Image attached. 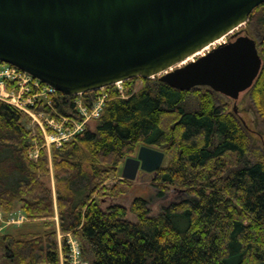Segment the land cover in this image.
Wrapping results in <instances>:
<instances>
[{
	"label": "trees",
	"instance_id": "1",
	"mask_svg": "<svg viewBox=\"0 0 264 264\" xmlns=\"http://www.w3.org/2000/svg\"><path fill=\"white\" fill-rule=\"evenodd\" d=\"M253 22L261 30L262 66L249 90L264 122V3L246 24ZM134 79L122 83L124 97L105 89L110 98L93 130L87 125L48 153L38 149L35 160L22 113L0 102V212L18 209L26 218L0 233L3 264H60L61 257L69 264L68 235L85 264H264V155L248 160L243 125L206 87L179 91L144 79L145 88L134 93ZM68 98L59 92L53 98L61 114L60 99ZM141 146L164 153L151 181L157 197L184 198L156 215L141 198L129 209L112 201L103 208L129 188L126 179L105 183ZM50 165L55 193L45 184Z\"/></svg>",
	"mask_w": 264,
	"mask_h": 264
},
{
	"label": "water",
	"instance_id": "2",
	"mask_svg": "<svg viewBox=\"0 0 264 264\" xmlns=\"http://www.w3.org/2000/svg\"><path fill=\"white\" fill-rule=\"evenodd\" d=\"M264 0H0V61L65 96L137 77L173 89L206 87L236 102L257 78V43L236 31L205 56L168 71L242 27ZM167 72V73H166ZM163 73V74H162ZM234 113L236 106L234 103ZM164 153L146 146L121 177L154 174Z\"/></svg>",
	"mask_w": 264,
	"mask_h": 264
},
{
	"label": "rangeland",
	"instance_id": "3",
	"mask_svg": "<svg viewBox=\"0 0 264 264\" xmlns=\"http://www.w3.org/2000/svg\"><path fill=\"white\" fill-rule=\"evenodd\" d=\"M237 31H239L238 36H248L252 39H254L257 43V41L260 38V34L259 32L260 30V26L258 24H256L255 22H253L250 26H248L246 23L239 28ZM236 31H234L233 33H235ZM229 36L223 38L222 42H231L235 40L234 38H228ZM218 44H216L213 47H216ZM212 46L209 48V50H211L213 48ZM205 54V53H204ZM180 65H178L177 67H179ZM159 76H157L156 78L153 79H158ZM145 82L144 79H139L136 78L132 81L130 88L132 90V92H138L141 91L142 89L145 88ZM124 84H121L119 88V90L117 89V87L113 86L111 87L112 89L110 90L111 92L113 91H117L119 93V95H121V97L125 96V91L123 89ZM109 88V87H108ZM201 88V87H198ZM211 93H213L215 99L217 102L223 103L228 105V109L229 112L235 116V118L243 125V127L245 128V130L247 131L248 135H249V152H248V160H250L251 162L256 161L257 158H259V156L262 154L264 155V122L262 120V118L259 116V114L257 113V110L253 104V100L251 98L250 95V90H247L243 93H241L239 95V98L236 102L232 101L231 99L220 95L218 93H215L213 91H211L209 88H207ZM108 94V99L109 97V92H107V90H103ZM102 93L100 92H96L95 94L91 95V96H82V104L83 105H91L92 104V100H96L97 97L102 96ZM53 99V98H52ZM50 97L47 99L48 100H52ZM78 98H71V99H67V101L65 102V100L60 99L61 103V109L64 110V114H61V112H59V110L57 108H54V101H51V106L49 107L44 100L41 101L38 104H35L34 110L36 111H44L46 113H51L52 115L56 116L57 118H59L60 116H69V117H74L78 115L76 114L75 111V107H74V101H76ZM92 101V102H91ZM190 101V100H189ZM1 102V101H0ZM65 102V103H64ZM3 103V102H2ZM97 101L94 103L96 104ZM108 103V100L105 102ZM234 103L236 106V112L234 113L233 108H234ZM6 104V103H5ZM105 107V106H104ZM103 107V109H104ZM22 124L25 127V129H27L29 131V139H30V144L32 145L33 149L30 152V158L35 160L38 154V149L44 148L46 149V152L48 153L52 147H55L53 145H51L50 147L46 148L44 146V142L43 144L39 143V136L43 137L39 127L36 124H33V120L29 115H26L24 113H22ZM95 121L96 120H90L88 123H86V126L88 125L90 127L91 130L94 129L95 127ZM85 126V127H86ZM48 149V150H47ZM137 154V150L135 151V153L131 156V157H135ZM49 161L50 157H49ZM82 167H84V169L88 170V164L85 162V160H82ZM165 165V161H163V165ZM123 163L120 165L118 173L116 174V178L115 179L113 176L109 177V180L105 183L106 186H111V184H113L114 182L118 181V180H124L121 177V169H122ZM50 177L47 178L45 180V184L46 186L52 190L53 193H55V190L57 189V185L55 184V181L53 179L52 176V166L50 165ZM152 176L153 174L150 173H145L142 171H139L137 174V178L133 181H129V188L126 190V192L124 194H121L119 196H117L116 198H113V200H109L107 199L106 201H103L101 203V205L103 206V208L107 207L111 201L113 203H116L118 205H121L123 207H126L127 209H129L132 201L136 198H141L143 200L148 201V207L150 209V214L151 215H156L162 207L167 206L168 204L172 203V202H180L183 198L184 195H173L172 193L165 195L164 197L158 198L157 197V191L151 186V181H152ZM87 183L86 180L83 181H79L77 182L75 185H73L70 189L69 192H71L72 194H74V190L78 189L79 187H82L83 185L85 186ZM61 188V186H60ZM85 192V191H84ZM20 211V210H18ZM15 214V213H14ZM0 233H2L4 230H8V232H13L14 230H16L17 226H5V223H3V221H5V219L7 218L6 216H4L1 212H0ZM127 218L129 220H134V216L129 213ZM56 221V220H55ZM22 225V224H21ZM23 226H21L20 228L22 229ZM20 230V229H19ZM60 239V236H59ZM68 239L69 242H76V240L72 239L71 236L68 235ZM79 247V244H78ZM80 250V247H79ZM69 264H71L72 262L69 260L68 261ZM3 257H2V252L0 250V264H3ZM63 264V260L61 257V263ZM85 264V263H84Z\"/></svg>",
	"mask_w": 264,
	"mask_h": 264
},
{
	"label": "built area",
	"instance_id": "4",
	"mask_svg": "<svg viewBox=\"0 0 264 264\" xmlns=\"http://www.w3.org/2000/svg\"><path fill=\"white\" fill-rule=\"evenodd\" d=\"M114 86H121V83H115ZM96 100H92L91 105H83L82 97L78 95V99L74 101V107L77 116L74 117L63 116L57 118L51 113L34 110L35 104L45 101L50 107L52 98L57 96L54 88L42 84L40 81L34 79L29 74L20 71L14 66L0 62V101L15 108L20 113L29 115L33 124H36L44 138L45 146L61 147L63 144L72 141L80 135L90 120H97L105 106L108 99V94L105 91ZM52 100H48V98ZM97 101L96 104H94ZM50 103V104H49ZM1 219V216H0ZM26 222V218L22 213H11L7 216L5 226H18ZM70 254L69 260L71 264H84L81 258V250H79L78 243L69 242Z\"/></svg>",
	"mask_w": 264,
	"mask_h": 264
},
{
	"label": "bare ground",
	"instance_id": "5",
	"mask_svg": "<svg viewBox=\"0 0 264 264\" xmlns=\"http://www.w3.org/2000/svg\"><path fill=\"white\" fill-rule=\"evenodd\" d=\"M238 29H239V28H238ZM238 29L233 30L228 36L232 35L233 32H234V31H237ZM225 37H227V36H224V37L218 39L217 41H215V42L209 44V45L206 46L203 50H201V51H199V52H197V53H195V54L189 56V57L186 58L184 61L179 62L178 64H176L175 67H177L178 65H180V66L185 65L186 63H189V62L193 61V59H195V58H197V57H200V56H202V55L204 56V55H205L204 53H206L207 51H209V48H210L211 46L213 47V46H215L216 44L220 45V42H222L223 38H225ZM223 43H224V42H223ZM221 44H222V43H221ZM218 45H217V46H218ZM213 48H214V47H213ZM180 66H179V67H180ZM162 74H163V73H162Z\"/></svg>",
	"mask_w": 264,
	"mask_h": 264
}]
</instances>
